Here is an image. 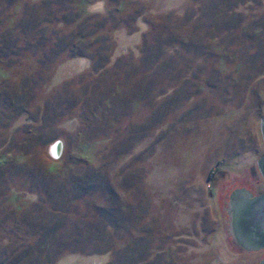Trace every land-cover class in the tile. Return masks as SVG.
Wrapping results in <instances>:
<instances>
[{
  "label": "rangeland",
  "instance_id": "obj_1",
  "mask_svg": "<svg viewBox=\"0 0 264 264\" xmlns=\"http://www.w3.org/2000/svg\"><path fill=\"white\" fill-rule=\"evenodd\" d=\"M8 1L10 4H7ZM38 1L41 0H0V39L4 41L7 37L10 44L14 41L17 51L16 54H1L0 82H4L6 87L2 88L8 90V84L10 88L20 89L25 87V80L40 79V84L33 86L36 98L42 100V115H38L41 117L38 123L47 125V129L57 127V135L66 137L71 144L80 140L78 132L82 129L88 130L93 124L105 125L108 122L106 117H110L112 111L108 110L106 104L112 106L113 101L107 102L102 98V102H99L94 99L100 95L103 97L102 94H112L117 84L120 85L119 90L131 85L127 78L130 74L128 64L137 63L139 66L135 78L145 74L154 75L163 63L180 64L177 66L184 70L185 80H193L192 91H195L193 97L187 94L184 104L178 107L179 115L185 111L184 124L178 122L180 131L184 126L185 134L181 136L179 148L172 150L167 147L163 150L164 153L179 151L175 164L161 166L157 161L161 154L155 155V150H136L133 157L121 150L122 161L117 168L113 166L112 149H102L101 155H95L93 160L92 152L95 150L72 146L65 149V159L63 155L55 163L45 159L48 163L44 164V172L69 176L70 171L74 170L77 175L86 170V165H93L102 170L100 176H134L138 187L132 185V191L127 196L123 191V195L113 198L106 190L108 195H95L94 200L118 206L130 203L127 210L132 207L138 210L135 225L138 242L145 244L147 238L148 244H151H147L144 264H261L264 249L247 250L235 238L231 227L230 199L232 193L241 188L254 196L264 195V177L258 165V160L264 155L261 132L264 115V0L239 1L233 8H229L231 0H56L52 7L41 9L44 17L52 13L50 17L62 18L66 14L71 15L72 10L68 6L73 3L76 13L80 14L78 20L95 14L104 15L109 8L114 9V16L106 27L113 37L111 61L105 67L107 69L100 71L95 67V59L88 56L70 58L67 52L53 64L42 61L44 50L51 51L57 40L66 38V46L74 43L71 34L78 30V21L59 25L56 20L43 22L37 27L35 37L44 28L50 36L46 44L39 51L34 49L36 47L25 48L30 42H36V31L32 27H25V11L28 3ZM98 1L105 4L106 12H96L94 3ZM215 14L217 16L214 17ZM218 16L228 17L234 24L223 27L220 38L210 39V43H216L211 47L217 54L212 53L210 60L206 61L196 54L195 42L205 40L204 34L211 30L209 24ZM84 40L87 45L92 39L86 37ZM1 45L4 43L0 42ZM102 45H91V49L98 50ZM224 56L227 64L219 69L215 62L222 61ZM79 58L87 59L89 67L76 68L74 63ZM147 60L151 65L145 66ZM115 61L123 65L117 74L116 66H113ZM170 71L177 76L179 70L170 67ZM55 76L59 79L54 82ZM214 77L224 79L206 82L205 78ZM165 84H161L156 92L166 90L168 85ZM28 85L31 88V84ZM108 86L112 87L109 93ZM174 88L171 86L170 90ZM160 96L140 101L142 108L145 106L143 110L127 108L125 111L122 106L116 107L122 121L119 127L129 122L137 127L142 121L137 117H149L156 113V98ZM224 97L231 99L227 106L223 102ZM150 101H153L152 104ZM97 103H100L99 108ZM2 111L0 106V113ZM30 112L29 115L35 117L37 111L32 109ZM221 113L223 118L219 117ZM173 115L171 112V122L175 119ZM108 125L113 127L112 124ZM2 132L5 133L3 125L0 139L4 138ZM27 133L28 129L25 128L17 130L15 135L25 136ZM150 154L155 155V162L147 161ZM39 160L44 162L42 158ZM10 169L8 165L5 166L0 179L2 176L21 175L16 169ZM166 188L169 190L165 191ZM0 191V264H54L46 254L33 253L34 246L26 249V246L19 245L17 238L25 233L21 226L32 217L21 213L16 199L12 198L11 201L10 197L5 196L8 193L5 188ZM23 199H19V204L24 210L33 209V214H40L37 211L39 205L32 207L29 201ZM94 200L90 202L93 205ZM147 215H153L155 219L150 230L145 223L146 220L148 223L150 221ZM39 220L36 221L40 223ZM121 232L125 234L123 230ZM121 237L123 242L128 240L127 235ZM128 242L129 246L119 245L121 251H126L123 255L128 254L131 246L136 250L137 258L145 256H142V247L132 243L133 238ZM35 247L37 249L38 246Z\"/></svg>",
  "mask_w": 264,
  "mask_h": 264
},
{
  "label": "crops",
  "instance_id": "obj_2",
  "mask_svg": "<svg viewBox=\"0 0 264 264\" xmlns=\"http://www.w3.org/2000/svg\"><path fill=\"white\" fill-rule=\"evenodd\" d=\"M94 4L96 12L104 13L107 11L102 1ZM75 62L74 65L76 68H80L79 70L83 69V67H89V61L85 58H79ZM226 64L225 56L222 61L215 62V66L219 69L221 67L225 68ZM147 65H151V62L146 61L145 66ZM160 65L154 75L150 74L148 76L145 74L135 78V75L139 73V71L137 72L139 66H137V63L128 64L127 67L130 68V74L127 78L131 85L123 88V90L122 88L119 90V84L113 89L108 86L107 91L109 93L112 89V94H102L104 95L103 97L100 95L99 97L101 98H95L99 102H102L103 99L107 102L113 101L112 106L106 104V107H109L108 110L112 111L110 117H106L108 122L105 125L93 124L88 130L82 129L81 132L79 131L78 137L80 140L76 144H71L66 137L58 136L56 130L44 140L34 136L31 138L29 136L20 135L17 137L15 135L17 130L25 128L35 132H42L44 127L38 123L41 120L39 116L42 115V100L35 97L34 100L38 103L35 104L33 111H36V108L39 109L37 110V117L32 118L29 113L17 115L13 125L5 127V133L2 132L6 140L0 143V165L20 166L32 163H48L47 161L55 163L62 155L65 159L67 148L72 146L73 148L80 146L82 150H95V152H92L93 160L95 155H99L102 149H112L113 166L117 168L122 161L121 150L125 152V155L129 152L130 157L137 153L136 150H155L153 152L155 155L161 154L160 159L157 160L162 164L161 166L175 164L180 154L179 151L164 153L163 150L167 147L172 150L179 148L181 136L184 134V126H182L183 129L180 131L179 125L181 123L184 124L183 113L185 111L179 115L178 107L184 104L187 94L193 97L195 94V91H192L194 84L193 80H185L184 70L177 66L180 64L168 63L165 65L163 63ZM113 66H116V74L119 68L123 67L121 63L116 61ZM170 67H176L179 70L177 76L170 71ZM56 79L59 78L55 76L53 81H57ZM1 80H6V78ZM164 82L167 83L165 84L166 86L168 85L165 88L166 90H161L159 93L156 92ZM37 84H40V82H37ZM171 86L175 87L172 91L170 90ZM190 90L192 93H190ZM160 94L162 96L156 98L158 108L156 113L153 112L149 117H137L142 120L137 127H134L135 123L131 125L132 122H129L128 125L125 123L122 128L119 127V122L122 121H120L121 119L119 120L121 116L118 117L116 107L122 106L125 111L127 108L133 111L143 110L145 106L142 108L143 105L139 103L140 101H148V99ZM229 100L231 99L229 98ZM229 100L224 97L225 106H227ZM152 102L150 101V104ZM171 112H173V117L175 118L172 122L169 118ZM223 116V113H221L219 117L223 118ZM173 123L176 124L171 125ZM108 124H112L113 127H108ZM171 126L174 127L172 128ZM119 134H121V138H119ZM65 149H67L66 152ZM83 155L86 156L85 153ZM155 155L152 156L150 154L147 161L155 162L153 160ZM86 157L89 159V155ZM41 158L44 162L39 160ZM51 174L54 176L19 175L6 176V178L2 176L0 179V189H6L8 193L5 196L10 197L11 201L12 198L16 199V205L19 209L21 208V213L32 214L35 212L33 209L24 210L25 208L22 207L21 203L19 204V199L21 198H24V201H29L32 207L39 205L37 211L40 214L35 218L32 217L24 226H21L25 233L24 235L20 234L17 238L19 244L34 246L32 251L35 254H42L43 256L45 254L49 256L50 254L49 257L54 260V264H144L143 261L148 253L146 251L148 239L146 238L147 242L145 241V244L138 242L139 238L135 227L136 219H138L136 212L138 210L133 207L127 210L128 204L131 206L130 203L126 206L122 204L118 206L117 204H105V202L101 204L98 201L95 202L96 199L94 200L95 195H99L98 197L108 195L106 190L110 192L113 198L123 195V191H125L124 196H127V193L132 191L131 186L134 184L137 186L134 176H56L57 174L52 172ZM163 174L164 172L161 173V176ZM168 190V188L165 189V191ZM92 200H94L95 205L91 204ZM147 216H145V219H147ZM36 218H40L41 222L38 223ZM149 218V223L147 220L145 223L150 230L151 223H154L155 219L153 215ZM18 227L20 230V226ZM122 235H127L128 240L126 239L127 241L123 242ZM132 238V243L136 247L138 245L142 247L141 253L142 256L145 254L144 257L137 258L134 253L136 250H133L131 246L128 249V254L123 255L126 251H121L119 245L129 246L130 243L128 241L131 242ZM12 239L9 238V240ZM35 246H38L37 249ZM47 248L50 253H47ZM43 258L45 259V257Z\"/></svg>",
  "mask_w": 264,
  "mask_h": 264
},
{
  "label": "trees",
  "instance_id": "obj_3",
  "mask_svg": "<svg viewBox=\"0 0 264 264\" xmlns=\"http://www.w3.org/2000/svg\"><path fill=\"white\" fill-rule=\"evenodd\" d=\"M10 1H12V0H10ZM55 1L56 0H41V1L33 2V3L27 2L28 6L26 8V11H25L26 15L24 18V19H26L25 20V22H26L25 27L27 29L32 27V29L36 31L34 33V37L37 34V30H36L37 27H39V25H41L43 22H46L47 20L48 21L56 20L58 25L62 22L70 23L73 21H78L80 23V25L78 27V30L73 32V34H71V36L74 38V43L66 46L67 45L65 42L66 38H62V39L57 40L55 42V44L53 45L54 47L52 48L51 51L48 52V51L44 50L45 56L42 59V61L47 62L49 64H53L54 62H56L58 60V58L64 52H67V55L70 58L76 57V56H84V57L88 56V57L95 59L96 60L95 67L97 68V71H100L101 69L105 68L111 61L110 49L113 46V44H112L113 37L109 32L106 31V27H107V24L109 23V20L114 16V14H113L114 9L109 8L107 13L104 15L95 14V15L87 17L86 19L78 20L80 17V14L76 13V11L74 9L75 6L72 3L71 6H68V8L70 7L69 9L72 10L71 15L66 14L65 15L66 17L63 16L62 18H60L59 16H57V17L52 18V17H50L52 13H49L48 16H45V17L42 16L45 13H42L41 9L52 7V5L55 3ZM239 1H245V0H231V2L229 4L230 5L229 8H233V6L235 4H237ZM7 4H10V2L8 1ZM218 15H220V14H218ZM215 16H217V14H215L214 17ZM222 16H218L213 22H211L209 24L211 30H209L206 34H204L205 41H200L198 43L194 41L195 45H196V47H195L196 48V54H198L199 56L206 59V61L208 59L210 60L209 56H211L212 53L217 54L211 47L213 45V42L210 43V39L219 37L221 29L224 25L230 26V25L234 24V23H231L230 18H225ZM219 17H221V18H219ZM1 23H2V21L0 20V24ZM45 27H47V26H45ZM25 31H26V29H25ZM5 35H6V33L4 32L3 36H5ZM86 37H89L92 39L91 42H87L88 43L87 45H86V42L84 40ZM49 38H50V36L47 34V32L43 28L41 31L38 32L37 37H35L36 42L34 44H32V42H30L27 45V47H25V48L36 47L34 49L36 51H39L42 48V46L44 44H46V42L48 41ZM76 40H79V41L76 42ZM230 40H232V37H230ZM0 42L4 43V45L0 46V56H1V54H3V55H6V54L9 55L12 53L16 54L17 51L14 48L16 46V43H14V41L10 44L9 41L7 40V37H6L4 41L2 39H0ZM97 43H101V45L102 44L103 45L98 48L99 51L97 49L92 50L91 45H94ZM8 49H11V51H9ZM19 50H20V48H19ZM96 51L99 52V55L97 54ZM101 51H103V52H101ZM224 54H226V53H224ZM145 60H146V58H145ZM150 60H147V61H150ZM204 68H205V66H203V69ZM218 77H220V76H218ZM205 79L207 80L206 82L209 83V82H214L216 80L219 81V80L224 79V78L217 79L216 77H214L213 79L212 78H205ZM38 80H40V79H38L37 77H35L33 79V81L28 82L25 80V83L23 85L25 87H21L20 89L10 88L9 84H8V88H9L8 90L2 88V86L6 87V84L4 82H0V106H2V108H3V111L0 113V125H3L4 127H8L9 125L12 126L17 115H21L23 113H29V111H32V109L35 108V104H37V102L34 100L36 97V92L34 91L33 86L37 85ZM28 84H31V88ZM24 88H27V90H24ZM190 93H192L191 90H190ZM95 100L97 101V99H94V101ZM96 105L99 108L100 104L97 103ZM37 110H39V109L36 108V111ZM31 113L32 112H30L29 114H31ZM30 117H32V116L30 115ZM35 117H37V113L35 114ZM48 120H49V117L47 118L46 122H48ZM43 127L44 128L42 129V132H38V131L35 132L33 130L28 129L27 134H30V135H25V136H27V137L29 136L31 138H33V136H34L35 138L38 137L39 139L44 140L47 136H49V134L53 133L54 130H56V131L58 130V128L55 126H52L53 128L51 127V129H47V125H44ZM48 127H50V126H48ZM5 140H6V137L0 139V143H3ZM44 164L45 163H32V164H26V165H20V166H15V165H8V166L11 168L10 169L11 171L13 168L16 169V171L19 174H21V176H54L49 171L44 172ZM5 166H7V165H3V166L0 165V167H3V169H0V173H2ZM86 166H87V168H85L86 170L84 172H80L79 174L77 173V175H75L74 170L73 171L71 170L72 172L70 171L71 174L69 173L70 174L69 176H100L103 174L101 169H98L93 165H86ZM23 173H25V175H23ZM0 195H2L1 191H0ZM32 214L28 213V214H24V215L27 217H33L35 214L34 215H32ZM35 216H38V215L36 214ZM41 217H44V216H41ZM29 247L30 246H26V249H29ZM47 250H48L47 253H50L48 248H47ZM49 256H50V254H49ZM50 261L54 262V260H52V259Z\"/></svg>",
  "mask_w": 264,
  "mask_h": 264
},
{
  "label": "water",
  "instance_id": "obj_4",
  "mask_svg": "<svg viewBox=\"0 0 264 264\" xmlns=\"http://www.w3.org/2000/svg\"><path fill=\"white\" fill-rule=\"evenodd\" d=\"M261 132L264 141V115L261 119ZM259 169L264 177V155L258 160ZM254 197L253 193L241 188ZM235 190L232 195L241 193ZM231 195V198H232ZM230 199V208H231ZM231 227L237 241L247 250L264 249V195L254 197L244 207L231 208ZM264 264V260L261 262Z\"/></svg>",
  "mask_w": 264,
  "mask_h": 264
},
{
  "label": "flooded vegetation",
  "instance_id": "obj_5",
  "mask_svg": "<svg viewBox=\"0 0 264 264\" xmlns=\"http://www.w3.org/2000/svg\"><path fill=\"white\" fill-rule=\"evenodd\" d=\"M240 191H243L242 189H240ZM256 197V196H254ZM252 197L250 194L245 193V191L241 192V193H236L234 195H232L231 198V208L234 209L237 206L240 207H244L246 204L250 203V201L254 198Z\"/></svg>",
  "mask_w": 264,
  "mask_h": 264
},
{
  "label": "snow or ice",
  "instance_id": "obj_6",
  "mask_svg": "<svg viewBox=\"0 0 264 264\" xmlns=\"http://www.w3.org/2000/svg\"><path fill=\"white\" fill-rule=\"evenodd\" d=\"M53 154H55V153H53Z\"/></svg>",
  "mask_w": 264,
  "mask_h": 264
}]
</instances>
